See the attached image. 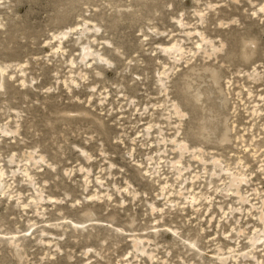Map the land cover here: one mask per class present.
<instances>
[{"label": "rangeland", "instance_id": "rangeland-1", "mask_svg": "<svg viewBox=\"0 0 264 264\" xmlns=\"http://www.w3.org/2000/svg\"><path fill=\"white\" fill-rule=\"evenodd\" d=\"M0 264H264V0H0Z\"/></svg>", "mask_w": 264, "mask_h": 264}, {"label": "bare ground", "instance_id": "bare-ground-1", "mask_svg": "<svg viewBox=\"0 0 264 264\" xmlns=\"http://www.w3.org/2000/svg\"><path fill=\"white\" fill-rule=\"evenodd\" d=\"M170 48V47H169ZM177 48V47H176ZM168 49V48H167ZM171 49V48H170ZM169 50V49H168ZM176 50V49H175ZM176 52V51H175ZM91 51L89 50V48H83V50H82V53H81V57H82V60H86L88 57H90L91 56ZM176 108V107H175ZM177 110H175L176 112H177V114H180L181 112H180V110L178 109V108H176ZM180 147H182V145L180 146ZM185 147V146H184ZM181 149V148H180ZM182 150V149H181ZM184 150V149H183ZM234 185V184H233ZM235 187V186H234ZM137 244H139V243H137ZM139 247V246H138ZM137 247V248H138ZM135 248H136V246H135ZM134 250H136V249H134ZM137 251V250H136Z\"/></svg>", "mask_w": 264, "mask_h": 264}]
</instances>
